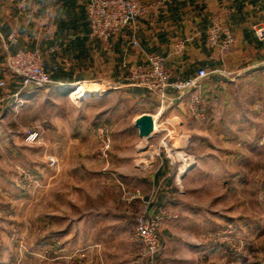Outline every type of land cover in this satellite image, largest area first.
Returning <instances> with one entry per match:
<instances>
[{"label": "rangeland", "instance_id": "obj_1", "mask_svg": "<svg viewBox=\"0 0 264 264\" xmlns=\"http://www.w3.org/2000/svg\"><path fill=\"white\" fill-rule=\"evenodd\" d=\"M8 1L24 14L33 0L20 10L21 0ZM137 1L135 21L112 35H130L135 61L128 47L118 59L106 51L103 66L94 52L61 59L72 85L56 83L50 69L51 83L37 88H22L8 69L0 79V92L9 93L0 103V264H149L134 231L143 213L159 221L153 264H264V121L244 120L264 110V92L245 97L239 85L209 82L205 68L196 86L160 90L149 56L163 58L167 83L179 85L198 69L176 67L183 47L176 36L166 53L141 45L138 34L146 38L149 24L169 29L167 20L194 3L220 9L231 0ZM57 28L61 35L64 26ZM23 49L51 62L45 50ZM100 70L120 77L91 80ZM171 110L184 118L196 166L176 184V159L184 155L170 149L181 125Z\"/></svg>", "mask_w": 264, "mask_h": 264}, {"label": "crops", "instance_id": "obj_2", "mask_svg": "<svg viewBox=\"0 0 264 264\" xmlns=\"http://www.w3.org/2000/svg\"><path fill=\"white\" fill-rule=\"evenodd\" d=\"M85 3L86 0H33L23 14L18 11L14 3L0 0V79L8 78L5 59L8 53L16 49L38 48L40 51H47L51 62L46 63L43 60V66L45 69H50L51 76L59 85L71 84L75 81L72 72L62 69L61 59L67 61L76 54L82 56L94 52L96 59H100L103 66L106 51H111L112 55L118 59L122 49L129 46L127 44H129L130 35L122 33L112 36L107 41L91 37L88 34ZM219 6L220 9L217 3L209 1L194 3L191 7L182 9L183 12L179 18L173 21L167 20L170 30L174 29L172 26H177L173 31L177 35L164 27H159V30L151 28L152 24H149L146 38L138 33L141 45L145 47L149 44L154 50L169 53L172 50L173 37L176 36L182 40L183 44L182 49L178 51L177 68L182 66V69L184 67L185 69H210L207 76L209 82L218 81L219 85L224 82L231 88L239 85L245 91L244 93H247L244 96L248 98L254 91L264 92V40H259L254 33V28L264 23V1L231 0ZM217 15H220V19L228 26L232 36L231 44L224 50L205 42V30ZM60 25L64 26V35L63 33L60 35L58 31L57 27ZM128 48V61H135V53L131 47ZM51 49L54 50L51 51ZM119 77L118 72L111 71L109 75H106L104 70H100L91 80L109 83L108 79L114 81ZM11 80L15 81V77L12 76ZM15 87L17 91L16 84L14 89ZM8 96V91H5V94L0 92V103ZM244 116L245 121L262 122L264 110L258 109L251 114L247 112ZM170 119L181 124L171 136L170 149L176 154L184 155V158L176 159V172L173 174L174 177L172 176L176 184L178 181L181 183L190 178L196 166L188 155L189 135L183 127V116L171 110ZM260 150L262 148L257 147L256 151ZM131 152L134 153V151H128L130 156ZM150 153L156 155L157 151L150 149ZM164 158H166L165 164L171 162L166 153ZM163 162L164 160H161V165ZM165 164L159 168L163 170ZM170 176L165 173L163 178ZM96 217H104V214L98 212ZM95 262L98 263L99 260ZM101 262L103 261L100 260Z\"/></svg>", "mask_w": 264, "mask_h": 264}, {"label": "built area", "instance_id": "obj_3", "mask_svg": "<svg viewBox=\"0 0 264 264\" xmlns=\"http://www.w3.org/2000/svg\"><path fill=\"white\" fill-rule=\"evenodd\" d=\"M264 1V0H262ZM25 0L19 3V10L24 9ZM141 6L137 0H86L85 14L89 26V33L92 36L102 40L109 39L117 33L122 27L133 23L136 19ZM254 33L259 40H264V23L254 28ZM207 44L210 46H219L224 50L232 42L230 30L226 24L220 23L216 18L213 19L211 27L206 32ZM14 40L13 37H11ZM182 46V44H181ZM151 65V77L156 79V86L163 90L166 86H176L182 90L191 86H196L198 78L207 75L204 68H199L194 78H188L179 85L167 83L163 71V58L158 55L149 56ZM6 67L15 75L22 88L41 87L51 83V78L43 66L41 55L38 51L32 49H16L6 56ZM139 71L133 69L134 75ZM150 77V74H149ZM3 83L0 81V85ZM197 103V97L192 99ZM197 111H200L196 105ZM35 133L29 132L31 139L35 138ZM159 221L149 215L141 214L135 218L134 231L142 244V254L146 256L149 264H153L154 255L157 251V228Z\"/></svg>", "mask_w": 264, "mask_h": 264}, {"label": "water", "instance_id": "obj_4", "mask_svg": "<svg viewBox=\"0 0 264 264\" xmlns=\"http://www.w3.org/2000/svg\"><path fill=\"white\" fill-rule=\"evenodd\" d=\"M145 125H146V122L144 120H141L140 123H139V126L142 128L141 129L142 133H145L147 131L145 129L146 128Z\"/></svg>", "mask_w": 264, "mask_h": 264}]
</instances>
